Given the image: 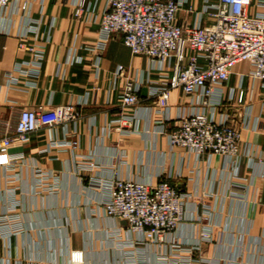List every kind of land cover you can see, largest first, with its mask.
I'll list each match as a JSON object with an SVG mask.
<instances>
[{"label":"crops","instance_id":"obj_1","mask_svg":"<svg viewBox=\"0 0 264 264\" xmlns=\"http://www.w3.org/2000/svg\"><path fill=\"white\" fill-rule=\"evenodd\" d=\"M75 1L42 0L41 4L37 0L29 16L28 12L0 10V137L14 130L23 109L42 106L51 111L72 104L80 113L75 124L39 129L26 142L10 146V154L22 153L26 161L21 179L13 184L21 231L0 238V264H69L71 251H82L84 264H155L157 256L169 250L167 239L155 245L140 242L141 235L128 233L122 223L104 215L101 201L107 189L99 188L97 182L115 177L149 185L168 179L179 191L191 190L200 197L191 201L188 219L170 237L196 243L203 229L211 228L213 239L203 242L201 252L194 254L198 264H264L262 89L256 85L250 95L246 79L245 102L236 107L242 147H255L253 158L242 157L238 178L232 177L234 171L227 169L219 156L198 163L183 150L171 149L167 136L157 133L163 119L169 118L163 125L169 123L171 129L179 114L198 109L196 98L180 89H170L167 105L158 104L153 92L164 79L152 69L149 59L133 56L120 35H112L104 50L83 49L100 45L99 24L106 0H86L80 17L74 15ZM202 5L203 0H186L178 13L179 23L193 24ZM255 10L253 6L251 12ZM203 21L212 23L207 17ZM25 32L30 35L27 43L44 51L39 77L32 88L23 86L26 79L16 71L18 65L26 67L24 63L32 59L30 53L19 49ZM240 65L222 89L224 97L231 93L239 75L248 73V65ZM119 66L126 70L116 77ZM142 73H148L151 82L140 90V108L125 110L135 115L127 129L133 132L123 134L124 127L109 131V122L121 112L118 97L126 79ZM9 75L19 81L14 89L7 87ZM148 106L155 107L150 122L146 120ZM250 108V127L257 121L258 129H241L240 122ZM63 139L78 141V148L71 151L50 147L52 140ZM77 156L90 162L92 169L79 170ZM5 161L6 156L0 154V164ZM34 167L53 175L49 181L55 184L53 191L35 189ZM4 186L0 167V215L12 204L8 203ZM120 226L121 244L113 239V232ZM129 239L135 245L122 246Z\"/></svg>","mask_w":264,"mask_h":264},{"label":"built area","instance_id":"obj_2","mask_svg":"<svg viewBox=\"0 0 264 264\" xmlns=\"http://www.w3.org/2000/svg\"><path fill=\"white\" fill-rule=\"evenodd\" d=\"M36 1L0 0V10L12 14L28 12L29 16ZM185 2L186 0H106L99 24L100 45L85 46L83 49L104 50L112 35H120L130 53L149 59L152 69H156L164 79L153 92L158 104L167 105L170 89H180L186 96L195 97L198 109L187 115L179 114L171 129L168 127L169 123L163 125L169 118L163 119L157 133L167 136L171 149L183 150L198 163L209 161L214 156L221 157L224 166L232 169V177L237 179L236 173L242 157L246 155L253 158L255 150V147H242V134L237 126L236 107L245 102L246 79L249 82L247 89H251L250 95L256 85L262 89L261 101L264 103V0H203L202 8L191 25H183L178 21V13ZM40 3H43L42 0ZM85 3L86 0L75 1V17L82 15ZM253 6L256 8L254 13L251 12ZM189 11L192 12L193 9L189 8ZM204 17L211 19L212 23L205 24ZM28 36L27 32L21 35L19 49L30 53L32 59L24 63L26 67L18 65L16 71L26 79L23 86L32 88L36 86L35 80L39 77L44 51L33 43H27ZM239 64L248 65V73L240 74L236 85L230 88L231 93L224 97L222 89ZM94 70H99V61L95 62ZM125 70L123 66H119L115 72L116 77H121ZM150 82L148 73L126 79L118 97L121 112L109 122V131L124 127L126 129L121 130L123 134L133 132L127 129L133 123L135 115L131 116L125 110L140 106V90ZM18 84L19 81L9 75L7 87L14 89ZM154 108L147 107L148 122L151 121ZM248 111V116L240 122L241 129L256 130L258 122L250 127L251 108ZM79 117L80 113L72 104L57 106L51 111H45L42 106L23 109L14 130L0 137V154L6 156L5 163L0 164L5 184L3 190L8 193V203H12L0 215V238H9L21 231L19 217L15 212L17 207L13 201L16 190L13 184L21 179L26 161L22 153L10 154V146L17 141L26 142L39 129L75 124ZM50 147L74 151L78 148V141L52 140ZM81 158L77 156L79 170H91L93 166L90 162ZM33 170L35 189L53 191L55 184L49 182L53 175L43 173L35 167ZM97 183L99 188L107 189L101 201L106 217L122 223L128 233L141 235L138 239L140 242L155 245L167 239L169 250L167 254L158 255L155 264H198L194 254L201 252L203 242L213 239L211 228H204L196 243L170 238L188 219L191 201L200 199L195 192H181L168 179H162L155 185L121 177L107 181L101 179ZM204 207L209 210L207 205ZM123 227L120 226L113 232V239L120 244L123 242ZM134 245V241L129 239L122 246ZM69 264H84V253L71 251ZM138 264L148 263L140 261Z\"/></svg>","mask_w":264,"mask_h":264},{"label":"rangeland","instance_id":"obj_3","mask_svg":"<svg viewBox=\"0 0 264 264\" xmlns=\"http://www.w3.org/2000/svg\"><path fill=\"white\" fill-rule=\"evenodd\" d=\"M238 68H241V65L240 66H237L235 69H238Z\"/></svg>","mask_w":264,"mask_h":264}]
</instances>
